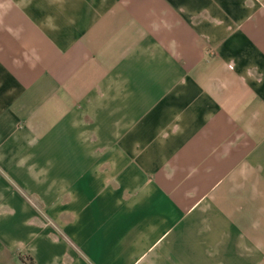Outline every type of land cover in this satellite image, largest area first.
<instances>
[{
  "label": "crops",
  "instance_id": "1",
  "mask_svg": "<svg viewBox=\"0 0 264 264\" xmlns=\"http://www.w3.org/2000/svg\"><path fill=\"white\" fill-rule=\"evenodd\" d=\"M0 264H264V0H0Z\"/></svg>",
  "mask_w": 264,
  "mask_h": 264
}]
</instances>
